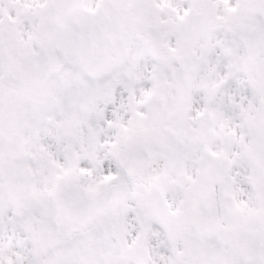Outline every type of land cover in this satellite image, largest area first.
Returning a JSON list of instances; mask_svg holds the SVG:
<instances>
[{
	"label": "snow or ice",
	"instance_id": "snow-or-ice-1",
	"mask_svg": "<svg viewBox=\"0 0 264 264\" xmlns=\"http://www.w3.org/2000/svg\"><path fill=\"white\" fill-rule=\"evenodd\" d=\"M0 264H264V0H0Z\"/></svg>",
	"mask_w": 264,
	"mask_h": 264
}]
</instances>
